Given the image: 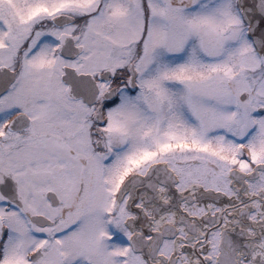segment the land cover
Instances as JSON below:
<instances>
[{"label": "snow or ice", "instance_id": "snow-or-ice-1", "mask_svg": "<svg viewBox=\"0 0 264 264\" xmlns=\"http://www.w3.org/2000/svg\"><path fill=\"white\" fill-rule=\"evenodd\" d=\"M0 264H264V0H0Z\"/></svg>", "mask_w": 264, "mask_h": 264}]
</instances>
